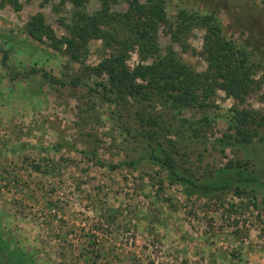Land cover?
<instances>
[{
  "label": "rangeland",
  "instance_id": "rangeland-1",
  "mask_svg": "<svg viewBox=\"0 0 264 264\" xmlns=\"http://www.w3.org/2000/svg\"><path fill=\"white\" fill-rule=\"evenodd\" d=\"M18 2L19 9L0 4V264H264V142L217 141L232 131L227 117L234 99L218 89L213 104L176 110L157 98L104 92L96 82L107 76L84 71L106 55L100 39L77 61L24 30L42 11L62 34L59 19L70 21L71 3ZM97 6L98 0L86 3L88 11ZM126 7L127 0L113 5ZM181 7L213 12L224 34L248 49L258 65L253 78H261L264 0H165L169 17ZM204 33L194 27L190 49L180 52L197 71L207 65ZM158 42L162 48L170 42L162 27ZM138 60L134 49L126 63ZM42 69L83 82H52ZM245 105L264 113V80ZM139 115H157L159 126L148 129ZM203 115L209 122L200 126ZM152 129L154 142L171 150L179 171L197 182L223 181L229 160L262 180L206 194L168 182L166 169L149 156Z\"/></svg>",
  "mask_w": 264,
  "mask_h": 264
},
{
  "label": "trees",
  "instance_id": "trees-1",
  "mask_svg": "<svg viewBox=\"0 0 264 264\" xmlns=\"http://www.w3.org/2000/svg\"><path fill=\"white\" fill-rule=\"evenodd\" d=\"M46 1V0H45ZM71 3L70 21L60 18L64 32L58 35L46 20L42 11L30 16L24 24V30L32 38L51 48L64 52L73 60L82 61L89 49V42L100 39L106 55L97 63L85 66V73L105 80H98L97 85L105 91H112L119 98L127 95L144 99L157 98L172 109L186 107H205L213 104L212 97L218 89L234 99L227 117L228 129L217 141L222 146L241 145L254 138L264 142V113L245 105L246 95L264 80H255L253 73L257 63L250 60L248 49L223 32V27L213 12H199L181 7L173 17L165 9V0H127L124 10L113 8L119 0H98V6L88 11L89 0H60ZM11 2L16 9L21 7L18 0H2L0 4ZM169 36L170 42L162 48L158 42V31ZM194 27H204V42L201 53L207 61L205 70L197 71L190 63L182 59L180 52L190 49L188 37ZM179 45V50L174 44ZM136 49L139 60L131 67L126 63L131 50ZM107 50V51H106ZM194 50V48H192ZM2 61L6 63L7 51L2 50ZM151 58L150 61H145ZM31 70H36L31 67ZM43 76L52 82L82 83L80 76L68 80L60 79L42 69ZM141 122L148 124V129L159 124L157 115H139ZM209 122L206 115L196 122L201 126ZM159 126V125H158ZM198 128L194 127V133ZM155 129L147 132L150 146L149 156L166 169L168 182L182 181L190 191L198 189L208 191L224 190L233 182H252L262 180L259 175L244 169L239 162L226 163L225 179L220 182H197L193 177L179 171L171 152L159 141L154 142ZM173 144L171 139H168ZM134 160L127 161L133 164ZM117 164L109 166L114 167ZM162 188V182L159 181ZM238 189V186H237Z\"/></svg>",
  "mask_w": 264,
  "mask_h": 264
}]
</instances>
